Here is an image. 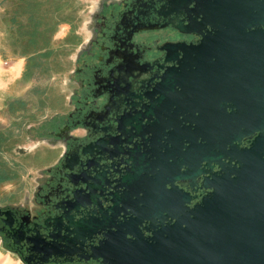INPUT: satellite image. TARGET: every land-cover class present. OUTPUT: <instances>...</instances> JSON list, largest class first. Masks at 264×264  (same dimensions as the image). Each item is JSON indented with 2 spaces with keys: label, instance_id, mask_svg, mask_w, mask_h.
Wrapping results in <instances>:
<instances>
[{
  "label": "water",
  "instance_id": "obj_1",
  "mask_svg": "<svg viewBox=\"0 0 264 264\" xmlns=\"http://www.w3.org/2000/svg\"><path fill=\"white\" fill-rule=\"evenodd\" d=\"M170 7L185 9L179 30L198 41L164 42L170 65L148 101L116 119L115 135L82 145L90 159L79 182L69 180L57 235L32 242L41 258L264 264V0ZM88 101L81 92L76 107Z\"/></svg>",
  "mask_w": 264,
  "mask_h": 264
},
{
  "label": "flooded vegetation",
  "instance_id": "obj_2",
  "mask_svg": "<svg viewBox=\"0 0 264 264\" xmlns=\"http://www.w3.org/2000/svg\"><path fill=\"white\" fill-rule=\"evenodd\" d=\"M170 2L120 0L118 17L106 13L111 11L109 8L99 14L89 45L83 50V63L77 68L76 94L83 92L89 98V105L85 110L76 107L56 132L63 139V150L48 169L49 176L29 198L31 207L0 206V238L24 264H83L78 254L68 256L67 261L66 257L55 254L41 258L32 251V242L39 246L45 239L50 240V235H57L54 228L75 188L69 180L79 182V174L90 159L81 155L82 145L115 135L116 119L148 101V94L170 65L161 50L162 44L198 41L195 35L179 30L188 24V13L183 8L179 13H170ZM76 129L78 132L73 134ZM249 142L250 138L245 137L242 145ZM214 170L219 167L215 165ZM205 191L199 188L197 193L202 195ZM6 212H10L9 216Z\"/></svg>",
  "mask_w": 264,
  "mask_h": 264
},
{
  "label": "rangeland",
  "instance_id": "obj_3",
  "mask_svg": "<svg viewBox=\"0 0 264 264\" xmlns=\"http://www.w3.org/2000/svg\"><path fill=\"white\" fill-rule=\"evenodd\" d=\"M119 2L0 0V69L17 68L5 75L16 81L0 89V206L31 207L29 198L60 158L63 139L56 132L77 106L83 50L99 14ZM56 111L53 129L46 116ZM0 264H24L1 238Z\"/></svg>",
  "mask_w": 264,
  "mask_h": 264
},
{
  "label": "crops",
  "instance_id": "obj_4",
  "mask_svg": "<svg viewBox=\"0 0 264 264\" xmlns=\"http://www.w3.org/2000/svg\"><path fill=\"white\" fill-rule=\"evenodd\" d=\"M17 68L15 67V66H13V67H10L8 70H7V72L8 73H10V75L11 74H13V72H14V70H16ZM8 73H3L2 72V69H0V89H4L7 85H8V87H9V84L11 85V84H13L14 83V81H16V80H10V81H8L7 80V78L5 77V75H7ZM17 75V74H16ZM8 81V82H7ZM18 81V80H17ZM67 81H65L64 82V85H65V83H66ZM6 91H8V89H6ZM66 94H68L67 92H66ZM60 102H62V101H60ZM69 104H71V96H69V95H67L66 96V105H69ZM54 105H58L57 106V108L59 107V105H60V103L57 101V104H54ZM1 112V111H0ZM57 115H58V111H56V112H53V114L51 115V116H46L47 118H51L50 120H49V122H48V124H52V127H54L53 129H55V128H57V126H54L56 123H57ZM59 121V120H58ZM49 127H51V126H48V129H49Z\"/></svg>",
  "mask_w": 264,
  "mask_h": 264
},
{
  "label": "trees",
  "instance_id": "obj_5",
  "mask_svg": "<svg viewBox=\"0 0 264 264\" xmlns=\"http://www.w3.org/2000/svg\"><path fill=\"white\" fill-rule=\"evenodd\" d=\"M1 172V171H0Z\"/></svg>",
  "mask_w": 264,
  "mask_h": 264
}]
</instances>
